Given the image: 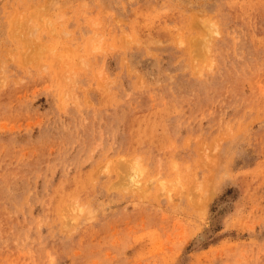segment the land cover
Masks as SVG:
<instances>
[{
	"label": "rangeland",
	"instance_id": "rangeland-1",
	"mask_svg": "<svg viewBox=\"0 0 264 264\" xmlns=\"http://www.w3.org/2000/svg\"><path fill=\"white\" fill-rule=\"evenodd\" d=\"M0 264H264V0H0Z\"/></svg>",
	"mask_w": 264,
	"mask_h": 264
},
{
	"label": "bare ground",
	"instance_id": "bare-ground-1",
	"mask_svg": "<svg viewBox=\"0 0 264 264\" xmlns=\"http://www.w3.org/2000/svg\"><path fill=\"white\" fill-rule=\"evenodd\" d=\"M138 169H139V167H137L136 165H133L132 166V172H135V174H136V171H138ZM132 174V173H131ZM135 174H132L131 176H130V180H133L134 179V176H135ZM137 179V178H136ZM138 180V179H137Z\"/></svg>",
	"mask_w": 264,
	"mask_h": 264
}]
</instances>
